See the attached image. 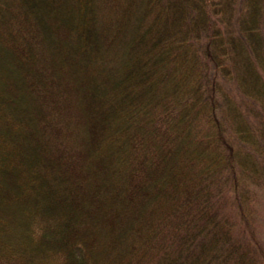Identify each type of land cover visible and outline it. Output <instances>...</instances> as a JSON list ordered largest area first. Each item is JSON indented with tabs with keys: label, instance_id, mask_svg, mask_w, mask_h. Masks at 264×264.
Listing matches in <instances>:
<instances>
[{
	"label": "trees",
	"instance_id": "1",
	"mask_svg": "<svg viewBox=\"0 0 264 264\" xmlns=\"http://www.w3.org/2000/svg\"><path fill=\"white\" fill-rule=\"evenodd\" d=\"M263 206L264 0H0V264H264Z\"/></svg>",
	"mask_w": 264,
	"mask_h": 264
},
{
	"label": "rangeland",
	"instance_id": "2",
	"mask_svg": "<svg viewBox=\"0 0 264 264\" xmlns=\"http://www.w3.org/2000/svg\"><path fill=\"white\" fill-rule=\"evenodd\" d=\"M262 206V205H261ZM263 212H264V206H263Z\"/></svg>",
	"mask_w": 264,
	"mask_h": 264
}]
</instances>
